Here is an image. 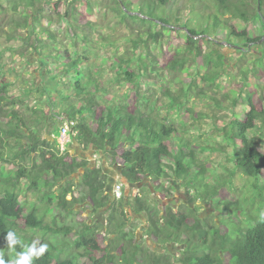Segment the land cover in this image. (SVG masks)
<instances>
[{"label": "trees", "instance_id": "trees-1", "mask_svg": "<svg viewBox=\"0 0 264 264\" xmlns=\"http://www.w3.org/2000/svg\"><path fill=\"white\" fill-rule=\"evenodd\" d=\"M201 1L204 0L197 2ZM208 1L215 9V15H208L211 23L204 28L187 26L188 31H180L176 25L180 20L177 18L176 24L172 21L175 0H112L113 6L108 8L118 16V23L125 24L137 37L122 53L118 54L119 48H115L110 61L109 69L116 71L115 81L110 82L127 86V92L116 103L109 99L108 89L100 85L101 70H92L96 45L86 31L95 28L90 17L99 10L94 9L91 0H7L11 11L21 18V21L12 20L10 36L16 39L15 34L20 29L28 31L23 37L25 42L13 51L17 54L15 52L11 66L18 68L26 62L30 65L33 60L48 78L43 79L42 84L36 79L30 80L26 87L27 96L39 98L32 109L33 115L48 106L54 109L53 116L58 120L62 117L75 120L71 143L103 151L110 165L121 167L122 179L128 184L149 180L154 192L159 193L164 190V183L178 179L193 189L196 198L212 201L221 217L218 224H212L198 215L196 207L176 209L170 204L161 207L158 203L154 206L139 196L110 203L106 190L108 175L103 166H90L88 160L73 154L70 142L61 153L56 140L50 142L34 127L41 120L29 119L16 109L10 110L11 104L24 101L10 94V79L5 71H0V119L4 117L5 122V127L0 126V170L7 165L10 170L4 175L0 171V264H118L116 254L129 257L130 264H173L174 260L179 264H264V207L258 209V218L248 220L247 227L238 218L232 220L234 213L228 208L222 217L223 206L237 208L238 203L225 197L231 192L224 183L208 182L209 169L199 159L200 149L180 132L184 124L161 118L156 106L145 96L149 93L148 85L145 86L147 80L162 79V73L183 72L194 66L197 68L195 76L188 79L187 87L183 86L179 94L173 93L170 87L162 90L170 98V106L181 110L190 97L215 93L217 81L227 74L228 59L223 51L226 45L234 46L230 48L235 49L240 58L250 54L252 67L244 69L241 77L244 82L240 81L231 90L233 101L225 95L235 108H241H237L236 113L233 110L235 115L226 128L222 144L232 148L233 169L227 182H232L231 178L239 172L252 181L254 193L264 201V188L259 190L260 184H264V87L261 85L262 81L264 84V41L259 43L264 37V0H260V11L258 0ZM53 20L58 22L56 27L60 26L62 35L52 29ZM186 23L189 24V20ZM210 26L223 44L207 37ZM166 33L169 38H172L170 34L173 37L182 34L185 41L159 66L153 51L166 40ZM205 44L213 46L208 53L204 50ZM100 45L115 46V43L105 39ZM211 97L218 102L216 97ZM186 112L195 114L191 107H186ZM185 131L188 130L182 129L183 133ZM80 170H84L79 184L84 196L81 200L98 209L108 208V227L117 225L118 228L110 231L116 235L111 241L110 233L107 238L105 232L97 233L89 225H82L76 234L75 247L85 249V263L61 259L53 254L54 244L49 238L24 237L21 232L39 231L46 236L75 234L67 220L75 214L74 207L79 201L74 195L78 185L73 175ZM22 181L28 183L29 191L44 192L42 199L48 200L46 209H53L54 226L46 223L36 207L28 209L22 203ZM57 186L55 194L53 190ZM53 193L56 201L50 197ZM69 195H72L71 200H67ZM161 195L162 201L168 198L164 193ZM129 205L146 213L149 239L162 245H183L181 255L152 252L135 245L134 238L128 239L129 232L123 229L127 226L125 208ZM239 213H242L239 216L248 214L242 209ZM58 219L63 222L62 226L58 225ZM119 219L120 223L116 224ZM118 235L119 241L125 242L121 248L116 244Z\"/></svg>", "mask_w": 264, "mask_h": 264}, {"label": "rangeland", "instance_id": "rangeland-1", "mask_svg": "<svg viewBox=\"0 0 264 264\" xmlns=\"http://www.w3.org/2000/svg\"><path fill=\"white\" fill-rule=\"evenodd\" d=\"M199 0H175L176 6L173 16V23L176 22L178 18L180 20L178 25L180 31H184L181 27L189 28L196 27L199 29L201 27L204 28L206 24L211 23L208 18V15H215V9L211 2L208 0H204L203 2H197ZM92 5L95 7L94 9L99 10V12L95 11L93 17H90L91 20L94 21L95 28H91L87 30V33H90V37L93 40L95 48L96 57L92 59L91 65H93L92 70H101L99 75H103L102 79L100 80V85L105 89H108L109 92V99L114 102H118L119 98L123 97L124 92H127V86L124 83L119 82H110L115 81L116 78V71H111L109 69L111 65V59L113 55L116 53L114 50L115 48H119L118 54L125 51L127 48L132 46V41L137 37L134 36V33L130 31L125 24H120L118 16L112 11L113 2L112 0H91ZM10 4H8L7 0H2L0 6V71L4 72L7 78L10 79L11 87H10V94L15 95V97L19 96L22 101L16 104L10 105V110L16 109L22 115H26L29 119H36L38 118L40 121L39 124L34 125L37 127L36 129H40L45 137L51 139L54 136L60 134L58 129L60 128V120L53 116L55 111L50 109L48 106H43V113L38 110V115H33L32 109L35 108L38 104V96L28 95L27 96V85L30 84V80L36 79L39 84L43 83V79H48L46 74L37 68L34 65V61H30V65L26 62L25 66L21 65L18 68H14L12 65V60L16 56L15 48L19 49V45L23 44L25 40V33L27 34L26 29H20L19 32H16V39L10 36L12 33L11 27L14 26L12 24V20L16 19L21 21L19 15L14 14L10 9ZM177 11V12H176ZM89 17L85 15V19ZM189 20V24L186 21ZM56 20H53V27L52 24L49 25L54 29L59 35H62L63 31L59 28L58 25L56 27ZM57 29V30H56ZM221 31L226 32L225 29L220 28ZM209 33V35H208ZM167 36L166 40L162 42V45L158 48H155L153 53L156 55L159 61V66L163 64L166 60V57H171L172 54L175 52L178 45H182L185 41V37L182 34H176L175 37L171 36L169 38V34H165ZM207 37L212 39L214 42H222L219 41L216 37L213 29L207 30ZM211 35V36H210ZM181 36V37H179ZM214 36V37H212ZM105 39L107 41L115 43V46H107L102 47L100 45L101 42H104ZM178 39V41H177ZM223 43V42H222ZM262 43V42H261ZM67 45L70 46V42H67ZM211 45L206 46L204 45L205 52L211 51ZM153 50V48H152ZM31 52V50H28ZM224 53L227 55V63L228 67L226 69L227 74L220 78L215 87V93L208 94L207 96H201L197 98L196 96H192L189 98L188 102L184 103L181 110L176 108H172L170 106V98L162 91L170 87L173 93L179 94L180 90L184 86L187 87L188 79L193 78L195 73L197 72L196 67H188L189 69L183 72L177 73H170L165 74L164 77L161 79L159 77L151 78L145 82V86L148 85L149 93L145 96L150 98V102L152 106H156L157 113L160 115L161 118H168L169 121H172L178 125L184 124V126H180V132L185 135V138L190 140L193 145L197 146L200 149L198 152V156L200 161L205 163L209 169L210 180L208 181L211 184H215L217 181L218 184L224 183L225 187L231 192L230 194L226 193L225 197L238 203L237 208L239 211L245 210L248 212L247 216H239L242 213H239L238 209L235 207H227L226 205L221 208V213L223 217V213L225 208H228L229 211L234 213L231 215V219L234 220L236 218L240 219L244 225H248V220L255 217H259L258 209H262L264 207V201L254 193L252 181L248 180L246 177L241 175L239 172H236L234 178H231L232 182H227L230 180V171L233 169V164L231 163V153L232 148L228 147L226 143L222 144V140L224 139L226 128L232 118L233 110L235 109V113L237 108L240 110V106L236 108L233 106V95L231 90L233 87H236L237 84L242 81V73L247 70V67H252L251 59L253 57L246 53V56H242L240 58V54L235 52V49L230 47H225L223 49ZM140 55V53H138ZM29 58V56H28ZM28 61V60H27ZM24 62H22L23 64ZM199 71V70H198ZM98 74V73H97ZM3 75V74H2ZM101 77V76H100ZM220 85V86H219ZM262 87H264L263 81L261 83ZM145 86H143L144 89ZM237 90L238 89H234ZM229 95V99L225 97ZM210 95V96H209ZM211 96L217 98V101H214ZM9 105V104H8ZM186 107H191L194 113L189 115L186 112ZM46 114V115H45ZM42 115V117H40ZM53 116V119L51 118ZM36 117V118H35ZM4 118V117H3ZM3 118L0 119V126L1 128L5 127V122ZM55 118V120H54ZM66 118V117H64ZM55 122V123H54ZM187 129L185 133L182 132V129ZM71 145V142H70ZM225 150L223 151V149ZM71 151L76 150V152L80 153L81 155L84 153V150L79 148L77 145L73 144L69 147ZM202 150V151H201ZM94 160L91 161L92 165L100 159L98 156L97 158L93 157ZM104 165V162H103ZM106 165V164H105ZM111 167V166H110ZM120 166H114L113 174H116V170L118 173L120 172ZM1 173H8L9 168L7 166H3L0 170ZM82 171L77 172L73 175V180L77 181V184H80L79 179L81 180ZM115 175H113V178ZM110 180V179H109ZM114 180V179H113ZM112 180V181H113ZM111 181V180H110ZM124 181L123 179H119L118 182ZM149 181V180H148ZM146 181L141 185H130L126 184V182L122 183L124 185V192L126 194L131 195L132 193L138 192V188L143 187L141 191L142 199L147 201L149 200L151 204L157 206L158 204L162 206H166L168 204L179 207L182 205L189 206L193 205L197 207L198 215L202 219H206V221H210L212 224H218L219 219L221 217L220 212L216 209V206L213 204L212 201H206L202 199L196 200L195 204H193L192 197L188 194V187H185L181 181L174 180L171 183H164V190L162 192H154V188L150 186L149 182ZM116 182V181H115ZM112 182V183H115ZM127 185V187L125 186ZM259 190L261 191L264 188V184H260ZM60 187H63V183L60 184ZM1 188V185H0ZM58 186L55 187L53 192L57 194ZM113 184L109 187L110 192L112 191ZM79 188L76 187L74 189L75 195L79 198H83V194L77 191ZM191 189V188H190ZM76 190V191H75ZM192 190V189H191ZM169 191V194L166 192ZM181 191H185L184 194ZM256 192V191H255ZM258 192V191H257ZM162 193L168 196L167 199H160L162 197ZM44 192H34L28 190V183L25 181L21 182L20 186V197L22 203L26 204L28 209H32L36 207L40 210L41 215L43 216L46 223L51 224L54 226L53 223V209L47 208L48 207V200L42 199ZM193 195H196L194 193ZM52 196V197H51ZM191 198H190V197ZM50 197L53 198V201H56V197L54 193ZM129 197V196H128ZM49 199V198H48ZM54 203V202H53ZM158 203V204H157ZM81 205H76L75 214L71 215L68 218L67 225L72 227L74 231L77 232L81 229L83 224L89 223V220L92 219L93 221L90 222V225L95 228L98 232L106 231V237L109 238V233L112 230H117V225L108 227V222L105 225V218L107 217L106 214L107 210L104 211H97L92 206L87 203H80ZM127 215L130 219L128 225L125 226L123 229L124 231L129 232V238H134L137 242H141V247H146L151 249V251L162 254L166 252H170L175 256H180L184 247L178 244L167 243L162 245L157 242H152L145 238V233L147 230V218L145 215H141L140 213L135 212L131 207L127 208ZM105 214V218H104ZM107 221V219H106ZM120 219L116 222V224L120 223ZM58 225L62 226L63 222L58 219ZM56 223V224H57ZM253 223V221H252ZM104 226L106 229H104ZM24 230V229H22ZM26 236H34V237H41L44 236L49 238L54 246V251L52 252L55 256L60 257L61 259H74L77 263H85L86 257L85 249H77L75 247L77 233L71 234L69 236H64L62 234H50L48 236L44 235L42 232L39 231H32L26 230L21 231ZM120 235L117 236L118 241L116 242L117 246L121 248L124 246V241H119L118 238ZM111 241L116 239V235L110 233ZM117 255L116 262L118 264H130L127 261L130 260L128 258H124L120 254ZM78 259V260H77ZM138 263L141 261V258L137 259ZM133 264V263H132ZM173 264H179L176 260H174Z\"/></svg>", "mask_w": 264, "mask_h": 264}, {"label": "clouds", "instance_id": "clouds-1", "mask_svg": "<svg viewBox=\"0 0 264 264\" xmlns=\"http://www.w3.org/2000/svg\"><path fill=\"white\" fill-rule=\"evenodd\" d=\"M226 47H228V46H226ZM59 120L62 122L63 121V123L61 124L60 123V129H62V127L65 125V123H66V121L67 120H71V119H68V118H64V117H62V119L61 118H59ZM77 124V123H76ZM73 131H74V127H73V129L71 130V132H70V134H69V137L67 138V142H66V144L68 143V142H71V134L73 133ZM60 134H61V130H60ZM60 134H59V136H58V138H57V142L59 143V139H60ZM66 144H65V149H66ZM65 149L64 150H61L60 149V146H59V150H60V152L61 153H63V152H65ZM98 151H101V150H99L98 149ZM103 152V151H102ZM106 158V157H105ZM104 160V159H103ZM109 166H111V167H114V166H117V165H110L108 162H107V159H105L104 160ZM101 166V163H98V162H95V164L94 165H92L91 163H90V166ZM121 168V167H120ZM80 171H82V172H84V170H80ZM121 176V175H120ZM81 181V180H80ZM112 182H114V180L112 181H110L109 180V178H108V182H107V192L109 193V195H110V198H109V201H110V203H117L121 198H126V200L125 201H127V198H128V200H132V198H135L136 196H139V197H141L142 198V194H141V191L143 190V187H141V188H138V192H136V193H132L131 194V196H126V193L124 192V185L121 183V182H115V183H112ZM124 182H126V181H124ZM113 184V188H112V191L110 192V190H109V187H111V185ZM126 184H128V182H126ZM141 184H143V183H141ZM141 184H137V185H141ZM117 185H121V187H122V189H121V191H122V194H121V197H117L116 196V194H115V189H116V186ZM186 187V186H185ZM77 188H79V185L77 186ZM79 190L80 189H78L77 191L79 192ZM76 191V190H75ZM183 192H185V191H183ZM75 193V192H74ZM195 192L193 191V189L191 190L190 188L188 189V194L192 197H190L192 200H193V204H195V202H196V200H197V198H196V195H193ZM82 194V193H81ZM163 194V193H162ZM184 194V193H183ZM75 195V194H74ZM76 196V195H75ZM77 197V196H76ZM78 199H79V201H78V203H76L75 204V206L76 205H81L80 203H87V204H89L90 206H92L95 210H97V211H99V210H101V209H98V208H96V207H94L92 204H90L88 201H84L83 202V200H81L82 199V197L81 198H79V197H77ZM72 199V195H69L68 197H67V200H71ZM167 199V198H166ZM167 206V205H166ZM182 206H185V205H182ZM128 207H131L135 212H137V213H140L141 215H145L146 216V218H147V215H146V213L145 212H138L137 211V209H136V207L135 206H127L125 209L127 210V208ZM179 207H181V206H179ZM178 206L177 207H175L176 209L177 208H179ZM187 207V206H186ZM188 207H195V206H191V205H189ZM197 208V207H196ZM76 209V207H74V210ZM102 209H104V210H107V213H108V208H102ZM106 219H107V222H108V217H109V214L107 215L106 214ZM126 217H127V219H128V222L130 221V219H129V217H128V215H127V213H126ZM90 221V220H89ZM67 222H68V220H67ZM128 222H127V225H128ZM87 225H89V223L87 222L86 223ZM109 225V224H108ZM147 225H148V220H147ZM95 232H97V233H103L102 231L101 232H98L97 230H95V228H93L91 225H89ZM148 228H149V226L147 227V230H146V233H147V231H148ZM74 231V230H73ZM75 233H77V231L75 230L74 231ZM106 233V232H105ZM146 233H145V238H148V236L146 235ZM11 236H12V234L11 233H9V238H11ZM148 240H151V239H149L148 238ZM137 241H140V240H137ZM136 240H135V242H136V244L135 245H141V242L139 243V242H137ZM152 241V240H151ZM153 242V241H152ZM178 245H180V244H178ZM181 246H183V245H181ZM184 247V246H183ZM185 248V247H184ZM151 250V249H150ZM44 251V248H42L41 249V253ZM153 252V251H152Z\"/></svg>", "mask_w": 264, "mask_h": 264}, {"label": "crops", "instance_id": "crops-1", "mask_svg": "<svg viewBox=\"0 0 264 264\" xmlns=\"http://www.w3.org/2000/svg\"><path fill=\"white\" fill-rule=\"evenodd\" d=\"M55 118H56V117H55ZM54 120H55V119H54ZM54 123H55V122H54ZM58 136H59V135L54 136V137L51 138V139L48 138V140H49L50 142L53 143V141H55V140L57 141ZM73 144L77 145L79 148H81L82 150H84V153H83L82 155H81L79 152L77 153L76 150L71 151L73 154H75V155H77V156H80V157H82V158L88 160L90 163H91L92 160H94L93 157L97 158V157L99 156L100 159H98L97 162H98V163H101V166H103V168H104V172H105V174L108 175V178H109L110 180H113V179H114V182H115V181L118 182V177H119V179H120V177H121V179H122V176H120V175H121V169H120V172H119V173H118V171L116 170V174H113V172H114L113 168H114V167H110V166L104 161V160L106 159V158H105L106 156L104 155V153H103L102 151H98V149H97L96 147H94V146H90V147L84 149V148H82L81 146H79L76 142H72V143H71V146H72ZM103 159H104V160H103ZM103 162H104V165H103ZM91 164H92V163H91ZM105 164H106V165H105ZM83 174H84V172H82V173L80 174V175H81V179H82ZM113 175H115L114 177H116V178H113ZM79 181H80V179H79ZM75 182H76V184H77V181H76V180H75ZM122 183H124V181H122ZM77 185H78V184H77ZM125 186L127 187L126 184H125ZM181 193L183 194L184 192L181 191ZM126 196H131V195L126 194ZM101 210L104 211V209H101ZM101 210H99V211H101ZM127 211H128V210H126V213H127ZM104 218H105V214H104ZM91 221H93V220L90 219V221H89V225H90V222H91ZM106 223H107V221H106V218H105V225H106ZM104 229H106L105 226H104ZM102 232H106V231H102Z\"/></svg>", "mask_w": 264, "mask_h": 264}, {"label": "built area", "instance_id": "built-area-1", "mask_svg": "<svg viewBox=\"0 0 264 264\" xmlns=\"http://www.w3.org/2000/svg\"><path fill=\"white\" fill-rule=\"evenodd\" d=\"M76 126L75 120H67L65 125L61 129L60 139H59V146L61 150L65 149V144L67 142V138L69 137V134L73 127ZM121 185H117L115 189V194L117 197H121L122 191Z\"/></svg>", "mask_w": 264, "mask_h": 264}, {"label": "water", "instance_id": "water-1", "mask_svg": "<svg viewBox=\"0 0 264 264\" xmlns=\"http://www.w3.org/2000/svg\"><path fill=\"white\" fill-rule=\"evenodd\" d=\"M259 1V5H258V9H259V11H260V0H258ZM121 5H122V7L125 9V6H124V4L121 2ZM182 29L184 30V31H188L187 30V28L186 27H182ZM264 41V37L262 38V40L261 41H259V43H261V42H263ZM223 44V43H222ZM224 45H226V44H224ZM226 46H228V47H234V46H232V45H226Z\"/></svg>", "mask_w": 264, "mask_h": 264}]
</instances>
